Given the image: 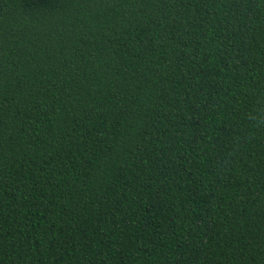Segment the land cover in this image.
I'll return each mask as SVG.
<instances>
[{"label":"trees","instance_id":"16d2710c","mask_svg":"<svg viewBox=\"0 0 264 264\" xmlns=\"http://www.w3.org/2000/svg\"><path fill=\"white\" fill-rule=\"evenodd\" d=\"M0 264H264V0H0Z\"/></svg>","mask_w":264,"mask_h":264}]
</instances>
